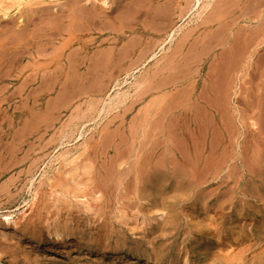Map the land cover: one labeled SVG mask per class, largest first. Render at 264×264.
Here are the masks:
<instances>
[{
    "label": "rangeland",
    "instance_id": "obj_1",
    "mask_svg": "<svg viewBox=\"0 0 264 264\" xmlns=\"http://www.w3.org/2000/svg\"><path fill=\"white\" fill-rule=\"evenodd\" d=\"M32 1L20 9L52 4L46 14H53L64 0ZM67 1L63 13L76 2ZM91 1L107 13L96 19L102 26L95 21L88 32L79 21L77 35L64 32L46 50L73 36L67 57L82 51L78 57L95 64L92 88L58 87L27 101L47 88L20 92L25 73L13 89L11 139L0 110V264H264V0H201L207 10L196 0H110L108 11ZM158 13L165 19L153 23ZM153 24L164 32L144 31ZM152 102L161 137L174 136L168 152L157 141L153 193L128 169L130 127Z\"/></svg>",
    "mask_w": 264,
    "mask_h": 264
},
{
    "label": "bare ground",
    "instance_id": "obj_2",
    "mask_svg": "<svg viewBox=\"0 0 264 264\" xmlns=\"http://www.w3.org/2000/svg\"><path fill=\"white\" fill-rule=\"evenodd\" d=\"M35 1L37 2L38 0H34L32 2H34V4L36 5ZM57 1V0H56ZM65 1L67 0H64V1H61L62 4H58L56 8V13H53V14H46V12L49 10L48 8L52 5H50L49 7H47L46 5V8L45 6L43 7H37V8H29L27 10H22L20 8H23L24 5L22 7H19L21 6L24 2L28 3V2H31V0H0V19H2V21L4 22H7L5 23L4 26H1V23H0V110L3 109L4 107H6L5 111H6V114L7 115L6 117L8 118V124H7V132H8V136L9 138L11 139L12 138V134H13V131H14V126H13V122L12 119L15 115V113L13 112V108L15 109V96H16V93L15 91H17V89L15 88V84L18 83V79L21 78L24 76L25 73L27 72H30L29 75H27L28 77H25L27 78V80L25 81V79L23 78L24 81H22V84L19 83V85H22V87L20 88V92H26V91H29L30 92V87L37 83V84H41L44 88H47L45 92L43 91H35L34 92H31L29 94H25L27 96L28 99H25V100H32V101H39V99L41 98H44L46 97V95H49L52 91H54L55 89H57L58 87L61 88V87H64V86H69V87H72V88H77V86L80 85H90L91 84V88H92V83H96L97 82V79L96 77L94 76V72H93V65L95 64H92V63H89V64H86V62H84L85 60H87V58L84 57V55H82L83 58H81L80 56L78 57V55H80L82 53H78L75 52V50H73L77 55V57L71 55V56H68L67 57V53L66 52V48L67 46H70V43H74L73 39L74 37L70 35L69 39L68 38H65V42L64 43H61L59 46L57 47H53L54 50H52L51 52L48 53V50H46V47H48L50 44H54V41L57 39L56 37L58 36H62V33L64 34V32L66 33L67 31L70 33V34H74V32L78 29V25H79V21L84 22L88 25H84L85 27V30L90 32L91 29H93L94 27V24L96 19L98 18H104L107 16V13H104V10L103 8H106L108 5L110 6V0H101V4L103 5V7H101L103 9V11H96L95 9H93V5L94 3L91 1V0H76L75 3H71V2H74L71 1L70 3V6L69 8H71V10H69V12L67 13H63L62 10H65V8L62 9V7H66L67 3H64ZM90 1L93 3L90 4ZM113 1V0H112ZM124 1V0H123ZM122 1V2H123ZM165 1V0H164ZM169 1V0H168ZM173 1V0H171ZM189 1V0H188ZM219 1V0H218ZM6 2H10L11 5L9 6H6L4 7L3 5L6 3ZM46 2H50L49 0H41V2L39 1V3L37 4H44ZM69 2V0L67 1ZM98 2V1H96ZM110 2V3H109ZM163 2V1H162ZM166 2V1H165ZM197 4H201V0H196ZM52 3L54 4L55 2L52 0ZM128 3V2H127ZM213 3V2H212ZM217 3V2H216ZM221 3V2H220ZM32 4V3H31ZM80 4V6L78 7V5ZM96 4V3H95ZM114 4V3H113ZM112 4V5H113ZM122 4V3H121ZM136 4V3H135ZM168 4V3H167ZM170 4V2H169ZM204 3L201 4V6L203 5ZM215 4V3H214ZM48 5V4H47ZM99 5V3H98ZM111 5V6H112ZM124 5V4H122ZM128 5V4H127ZM125 5V6H127ZM137 5V4H136ZM145 5V4H144ZM162 5V4H161ZM173 5V4H171ZM211 5V4H210ZM217 5V4H215ZM30 6V4H29ZM55 6V5H54ZM96 6V5H95ZM106 6V7H105ZM110 6V7H111ZM114 6V5H113ZM112 6V7H113ZM131 6V5H129ZM213 6V5H212ZM211 6V8H212ZM30 7H34L33 6H30ZM100 7V5H99ZM119 6H117L116 8L118 9ZM121 7V6H120ZM132 7V6H131ZM136 7V6H135ZM168 7V6H166ZM209 3H205L204 4V8L203 9H206L209 8ZM28 8V7H27ZM55 8H52L51 10H54ZM100 8V9H101ZM108 9H110L109 7H107ZM106 8V10L108 11V9ZM127 8V7H126ZM137 8V7H136ZM139 8V7H138ZM145 8V7H144ZM143 8V9H144ZM159 8H161L159 6ZM158 8V9H159ZM213 8H215L213 6ZM213 8H212V12H213ZM22 10L20 11V14L17 13L18 10ZM62 9V10H61ZM116 9V10H117ZM123 11L124 10V7L122 8ZM131 9V8H130ZM129 9V10H130ZM142 9V8H141ZM155 9V8H154ZM169 9V7H168ZM112 10V9H111ZM115 10V9H114ZM137 10V9H136ZM139 10V9H138ZM160 10V9H159ZM68 11V10H67ZM135 11V10H134ZM145 11V10H143ZM55 12V10H54ZM59 12V13H58ZM111 12V11H110ZM109 12V13H110ZM120 12V11H119ZM118 12V13H119ZM133 12V11H132ZM137 12V11H136ZM154 13V11H152ZM161 12V11H160ZM168 13H171L169 11H167ZM166 12V13H167ZM211 12V11H210ZM209 12V13H210ZM216 12V11H215ZM113 13V11H112ZM143 13V12H142ZM141 13V14H142ZM146 13V12H145ZM156 13V11H155ZM111 14V13H110ZM117 14V12H116ZM172 14V13H171ZM218 14V13H217ZM215 14V15H217ZM37 15L39 17L36 18L37 20H35L34 16ZM124 15V14H123ZM130 15V14H129ZM136 16L139 15V14H135ZM149 15V14H148ZM166 15V14H165ZM207 15V14H206ZM211 15V14H210ZM209 15V16H210ZM214 15V16H215ZM113 16V14L111 15ZM131 16V15H130ZM133 16V15H132ZM162 15H160L159 13L155 15L154 17V22L155 23L156 21H159V20H163L165 19L164 17H162ZM171 16V15H170ZM212 16V15H211ZM214 16H212L214 19H216ZM14 17H17L16 21H13L12 19H14ZM110 17V16H109ZM114 17V16H113ZM148 17V16H146ZM208 17V16H206ZM219 17V16H218ZM128 18V17H127ZM14 19V20H15ZM108 19V18H107ZM106 19V20H107ZM126 19V18H125ZM133 19V18H132ZM149 19V18H148ZM171 19V17L169 18ZM168 19V20H169ZM208 19V18H207ZM221 19V18H220ZM114 20V18H113ZM123 20V19H122ZM167 20V22H168ZM204 20V19H203ZM219 20V19H218ZM13 21V24L10 22ZM99 21V20H97ZM96 21V22H97ZM111 21V20H110ZM115 21V20H114ZM119 21V20H118ZM209 21V20H208ZM1 22V21H0ZM101 22V21H100ZM162 22V21H161ZM211 22V20H210ZM214 22H217V21H214ZM220 22V21H219ZM218 22V23H219ZM67 23L66 26H64V24ZM159 23V22H158ZM208 23V22H207ZM63 24V25H62ZM96 24H99L98 22ZM95 24V25H96ZM119 24V23H118ZM138 24V23H137ZM200 24V23H199ZM205 24V23H204ZM62 25V26H60ZM100 26H102L101 24H99ZM148 25V24H147ZM221 25V24H220ZM97 26V25H96ZM119 26V25H118ZM152 27L150 28V26H145L143 27L144 31L149 30V31H162L163 30V25L162 27L163 28H156L154 27V24L151 25ZM167 26V25H166ZM201 26V24H200ZM203 26V25H202ZM111 27V26H110ZM135 27V26H133ZM132 27V28H133ZM137 27V26H136ZM100 28V27H98ZM107 28V27H106ZM112 28V27H111ZM131 28V27H130ZM131 28V29H132ZM168 28V27H167ZM198 28V27H197ZM95 29V28H94ZM117 29V27H116ZM118 29H120L118 27ZM122 29V28H121ZM134 29V28H133ZM111 30V29H109ZM53 31H56L55 33H53ZM96 31V30H95ZM112 31V30H111ZM120 31V30H119ZM123 31V30H122ZM133 31V30H132ZM142 31V30H141ZM118 32V31H116ZM155 32V33H156ZM164 32V31H162ZM69 33H66V34H69ZM76 33V32H75ZM82 33V32H81ZM84 33V32H83ZM87 33V32H86ZM113 33V32H112ZM57 34V35H56ZM80 34V33H79ZM159 34V33H158ZM215 34V33H214ZM77 35V33L75 34ZM209 35V34H208ZM69 36V35H68ZM89 36V35H88ZM117 36V35H116ZM139 36V35H138ZM146 36V35H145ZM47 37H50L52 38L51 40L49 39H46ZM59 37V38H60ZM73 37V38H72ZM210 37V36H209ZM208 37V38H209ZM76 38V37H75ZM92 38V37H91ZM142 38V37H140ZM146 38H149V37H146ZM145 38V39H146ZM173 38V36L171 37V39ZM206 37L202 38L203 40H205ZM208 38H206L208 40ZM213 38V37H212ZM144 39V41H145ZM151 39V38H150ZM153 39V38H152ZM90 40V38H89ZM88 40V41H89ZM93 40V39H92ZM154 40V39H153ZM202 40V41H203ZM210 40V38H209ZM85 43L87 40H84ZM149 41V40H148ZM201 41V44L203 45ZM95 42V41H94ZM141 42V41H140ZM153 42V41H152ZM210 41H208L209 43ZM59 43V42H57ZM89 43V42H88ZM139 43V42H138ZM150 43H151V40H150ZM207 43V42H205ZM91 44V43H89ZM93 44V43H92ZM146 44V43H145ZM149 44V43H148ZM152 44V43H151ZM155 44V43H154ZM97 45V44H96ZM51 46V45H50ZM55 46V45H54ZM88 46V45H87ZM98 46V45H97ZM94 47V46H93ZM149 47V46H148ZM151 47V45H150ZM79 49V48H78ZM107 49V48H106ZM115 49V48H114ZM149 49V48H148ZM100 50H103L104 53L106 54L105 50L104 49H100ZM113 50V49H111ZM71 51V50H70ZM96 51V50H95ZM97 52L99 53V50H97ZM101 52V51H100ZM112 52V51H111ZM73 53V52H71ZM97 53V55H99ZM110 52L108 51V54ZM102 54V52H101ZM106 54V56L108 55ZM70 55V54H69ZM75 55V54H74ZM94 55V54H93ZM96 55V54H95ZM103 55V54H102ZM91 56V55H90ZM101 56V55H99ZM104 56V55H103ZM95 57V56H94ZM108 57V56H107ZM77 58V59H76ZM91 60V58H89ZM94 59V58H93ZM25 60H32L31 61V64H28V62H26ZM102 60V59H101ZM181 59H179L178 61H180ZM25 61V64L27 63L28 65L24 66V65H21L23 67H20L19 64L17 65L16 62H20V63H23ZM95 61V60H94ZM176 60V62H178ZM183 61V60H182ZM97 62V61H96ZM95 62V63H96ZM30 63V62H29ZM101 63V62H100ZM104 66H105V63L103 62ZM165 64V62H164ZM181 64V63H180ZM97 65V64H96ZM100 65V64H99ZM102 65V63H101ZM166 65V64H165ZM162 66V65H161ZM98 67V66H97ZM96 67V68H97ZM99 68V67H98ZM84 69L86 72L85 73H82L81 70ZM101 69V67H100ZM166 71H167V68H165ZM96 70V69H95ZM104 70V69H102ZM97 71V70H96ZM105 71V70H104ZM103 71V72H104ZM164 72V70H163ZM97 73V72H96ZM99 73V72H98ZM170 74V73H168ZM98 75V74H97ZM172 75V74H170ZM169 75V77H170ZM26 76V75H25ZM104 76V74H103ZM101 77V76H100ZM105 77V76H104ZM98 78V77H97ZM20 79V80H21ZM31 79V80H30ZM100 79V78H99ZM103 79V78H101ZM105 79V78H104ZM103 79V80H104ZM19 80V82H20ZM102 82V81H101ZM103 83V82H102ZM47 84H50L51 88L48 89V87H46ZM99 84V83H98ZM165 84V83H164ZM41 85H39V87H37V89H43L41 88ZM96 85V84H95ZM20 87V86H19ZM36 87V86H35ZM16 89L15 91H13V89ZM32 88V87H31ZM84 88V86H83ZM90 88V86H89ZM19 89V88H18ZM78 89V88H77ZM80 89V88H79ZM33 90V89H32ZM60 90V89H59ZM69 90H72V89H68ZM19 91V90H18ZM62 91V90H61ZM66 92V91H65ZM81 92V91H80ZM147 92V91H146ZM145 92V93H146ZM68 93H71V92H68ZM67 93V94H68ZM18 94V93H17ZM65 94V93H64ZM78 94V93H77ZM141 94V93H140ZM139 94V95H140ZM76 95V93H75ZM142 95V94H141ZM19 96V95H18ZM25 96V97H26ZM64 96V95H63ZM17 97V96H16ZM57 97H62V94H57ZM68 97V96H67ZM77 97V96H76ZM24 98V97H23ZM51 98V97H50ZM72 98V96H71ZM53 99V98H52ZM61 99V98H60ZM154 99V98H153ZM153 99H151L150 101H152ZM57 100V98H56ZM61 101V100H59ZM132 101V100H131ZM136 101V100H135ZM138 101V100H137ZM140 101V100H139ZM158 101V99L156 100ZM47 103V102H46ZM139 103V102H138ZM48 104V103H47ZM131 104V103H130ZM158 104V103H157ZM25 105H27L25 103ZM46 105V104H45ZM151 106H149V109L147 107V111L145 112L144 111V114L145 115H142V116H138L132 127H130V137L132 140H134V146L132 148V150H128L130 151V158L133 160V163H131V167L128 169H130V172L131 173H134L135 177H134V184H137L139 183V186L140 184H144V185H147L149 186V189L151 190V192H155V189H157V181H158V165H159V162H158V149H157V141L161 138L164 140L163 143H165V147H163L164 149V152H166V149H167V152H168V149H170V146L172 144V140L174 138L173 134H171L172 132H169L168 134H163L161 137V132H159V130H157V112H155V102H154V105H153V102L152 104H150ZM160 104H158L157 106H159ZM34 106V105H33ZM131 106V105H129ZM134 107V105H132ZM148 106V105H147ZM47 107V106H46ZM128 107V106H127ZM126 107V108H127ZM49 108V107H47ZM53 108V107H52ZM125 108V106H124ZM132 108V107H131ZM158 108V107H157ZM31 109V108H30ZM46 109V108H45ZM128 109V108H127ZM25 110V109H24ZM33 110V109H31ZM49 110V109H48ZM52 110V109H51ZM125 110V109H123ZM140 111V109H139ZM156 111H159V109H157ZM22 112V110H21ZM20 112V113H21ZM31 112H34V111H31ZM36 112H39V111H36ZM42 113V111H40ZM28 113V112H27ZM45 113V111H44ZM48 113V112H47ZM46 113V114H47ZM53 113V112H52ZM142 113V112H141ZM34 114V113H33ZM40 114V113H39ZM38 114V115H39ZM51 114V113H50ZM23 115V114H21ZM36 115V114H34ZM43 115V114H42ZM33 116V115H31ZM47 115L44 114V117H46ZM35 117V116H34ZM39 117V116H38ZM31 118V117H30ZM36 118V117H35ZM43 119V117H42ZM46 120V119H44ZM6 121V120H5ZM42 122V121H41ZM45 122V121H44ZM5 123V122H4ZM159 125V124H158ZM17 128V127H16ZM6 130V129H5ZM16 130V129H15ZM188 133V132H186ZM175 134V133H174ZM178 135V134H176ZM175 135V136H176ZM188 135V136H187ZM186 135V138L188 139L189 138V135L190 134H187ZM7 136V137H8ZM82 136V135H81ZM179 136V135H178ZM181 136V135H180ZM125 137V136H124ZM177 137V136H176ZM192 137V136H191ZM126 138V137H125ZM182 138V137H181ZM121 139V138H120ZM119 139V140H120ZM128 139V138H127ZM130 139V140H131ZM185 139V140H187ZM190 140V138L188 139ZM11 142V141H10ZM125 143L124 140H120V144L123 145ZM161 143V142H160ZM160 143H159V146H160ZM126 144V143H125ZM164 145V144H162ZM167 146V148H166ZM124 147V146H123ZM159 148V147H158ZM173 148V147H172ZM124 149V148H123ZM125 150V149H124ZM122 151V150H121ZM170 151V150H169ZM124 152V151H123ZM120 153V152H119ZM126 153V152H125ZM171 153V152H170ZM127 154V153H126ZM125 154V155H126ZM171 154H174V153H171ZM8 155L10 158H12V150L9 149L8 151ZM162 155V154H161ZM117 156V154H116ZM120 156V155H118ZM172 156V155H170ZM123 157V155L121 156ZM120 157V158H121ZM163 157V156H162ZM169 157V156H168ZM116 157H114L115 159ZM120 158H118L120 160ZM129 159V158H128ZM128 159L126 162H128ZM170 159V158H169ZM176 159V158H175ZM117 160V159H116ZM160 160H161V157H160ZM159 160V161H160ZM178 160V159H177ZM11 161V160H10ZM164 161V160H163ZM176 161V160H175ZM114 162V160H113ZM118 161L114 162L117 163ZM132 162V161H131ZM169 162V160H168ZM174 162V161H173ZM11 163V162H10ZM164 163V162H163ZM121 163H119L120 165ZM125 163H122L120 166L124 165ZM169 164V163H168ZM171 164V163H170ZM162 165V163L160 164ZM118 166V164H117ZM170 166V165H169ZM9 167V166H8ZM10 167H11V164H10ZM104 167V166H103ZM108 167V166H107ZM105 167V168H107ZM119 167V166H118ZM117 167V168H118ZM164 167V166H163ZM175 167H176V164H175ZM12 168V167H11ZM104 168V169H105ZM126 168V166L124 167ZM166 168V167H165ZM171 168V167H170ZM174 168V166L172 167ZM177 168V167H176ZM10 169V168H8ZM103 169V168H102ZM103 169V170H104ZM115 169V168H114ZM119 169V168H118ZM146 169V170H145ZM162 169V168H161ZM181 169V168H180ZM106 170V169H105ZM121 170V169H119ZM123 170V169H122ZM125 170V169H124ZM145 170V171H144ZM160 170V169H159ZM165 172L166 170L163 169ZM182 170V169H181ZM187 170V169H185ZM183 169V171H185ZM9 171V170H8ZM11 171V170H10ZM111 171V170H110ZM113 171V170H112ZM111 171V172H112ZM129 171V170H128ZM172 171V170H171ZM104 172V171H103ZM121 172V171H120ZM118 172V174L120 173ZM123 172V171H122ZM145 172H147V176H144L146 174H144ZM174 172V171H173ZM99 173V171H98ZM105 173V172H104ZM113 173H115L113 171ZM111 173V174H113ZM124 173V172H123ZM127 173V172H126ZM129 173V172H128ZM191 173V172H189ZM117 174V173H115ZM116 175V176H119V175ZM125 174V173H124ZM172 174V172H171ZM187 174V173H186ZM100 175V174H99ZM108 175V174H107ZM133 174H131L132 176ZM142 175V176H141ZM191 175V174H190ZM105 176V174H104ZM111 176V175H110ZM121 176V175H120ZM97 177V175L95 176ZM106 177V176H105ZM104 177V178H105ZM109 177V176H108ZM192 177V176H191ZM190 177V178H191ZM103 178V179H104ZM189 178V179H190ZM97 179V178H96ZM100 179V178H98ZM118 179V178H117ZM116 179V180H117ZM120 179V178H119ZM118 179V180H119ZM115 180V179H114ZM117 180V181H118ZM122 180V184L123 182L124 183H127L125 182V178L124 180ZM191 180V179H190ZM109 181V180H108ZM128 181V180H127ZM192 181V180H191ZM118 183V182H117ZM110 186H111V183H109ZM120 184V183H119ZM107 185V184H106ZM109 186V187H110ZM123 186L125 187V185H121V187L123 188ZM128 187L130 185H127ZM138 187V185H136ZM136 186H133V187H136ZM108 188V187H107ZM106 188V189H107ZM139 188V187H138ZM106 189H104V192L106 191ZM116 189V188H115ZM124 189V188H123ZM126 191H127V188H125ZM131 188H129L130 190ZM122 190V189H121ZM136 190V188H135ZM123 191V190H122ZM128 192V191H127ZM135 192V191H134ZM138 192V190L136 191V193ZM126 193V192H125ZM119 194V193H118ZM124 194V193H123ZM121 195V194H120ZM124 198H125V195H123ZM122 196V197H123ZM86 197V196H85ZM13 220V216H6L4 217V222H6L7 224H9L11 221ZM106 228V227H105ZM52 237L54 238V240L56 241H61L63 239V235H62V232H55V233H52ZM68 237V236H65V238ZM74 242V241H73ZM83 248V247H82Z\"/></svg>",
    "mask_w": 264,
    "mask_h": 264
}]
</instances>
